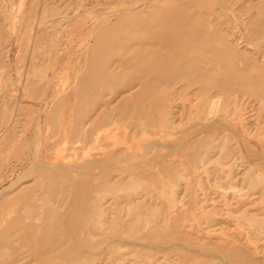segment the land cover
<instances>
[{"label": "rangeland", "instance_id": "obj_1", "mask_svg": "<svg viewBox=\"0 0 264 264\" xmlns=\"http://www.w3.org/2000/svg\"><path fill=\"white\" fill-rule=\"evenodd\" d=\"M0 264H264V0H0Z\"/></svg>", "mask_w": 264, "mask_h": 264}, {"label": "bare ground", "instance_id": "obj_2", "mask_svg": "<svg viewBox=\"0 0 264 264\" xmlns=\"http://www.w3.org/2000/svg\"><path fill=\"white\" fill-rule=\"evenodd\" d=\"M146 1H148V0H146ZM149 1H152V0H149ZM141 3H142V2H141ZM145 3H146V2H145ZM143 4H144V2H143ZM147 4H148V3H147ZM136 5H137V4H136ZM140 5H141V4H140ZM140 5H139V6H140ZM127 6H128V5H127ZM134 6H135V4H134ZM144 6H145V5H144ZM123 8H124V7H123ZM135 8H137V6H136V7H133V6H132V7L128 8V9L123 10V11L121 12V14H120L121 17L124 16V15L126 14V11H127V10H131V9H135ZM121 9H122V8H121ZM114 10H115V9H114ZM118 10H120V8H119ZM148 10H149V9H148ZM146 13H147V12H146ZM146 13H145V14H146ZM105 14H106V13H105ZM169 14H171V13H169ZM146 15H147V14H146ZM91 16H92V15H91ZM169 16H170V15H169ZM169 16H167V17H169ZM146 17H147V16H146ZM170 17H172V16H170ZM170 17H169V18H170ZM164 18H165V17H164ZM169 18H168V19H169ZM108 19H109V18H108ZM168 19L166 18L165 20H168ZM101 21H102V20H101ZM158 24H159V23H158ZM168 24H170V23H168ZM177 24H178V23H177ZM158 27H159V26H158ZM95 28H96V27H95ZM93 30H95V29L93 28ZM96 30H97V29H96ZM96 30H95V32H96ZM92 32H94V31H92ZM92 32H91V33H92ZM194 33H196V32H193V34H194ZM93 34H94V33H93ZM93 34H92V35H93ZM171 36H172V35H171ZM91 37H92V36H91ZM196 40H197V39H196ZM229 40H230V39H229ZM259 44H260V43H259ZM191 46H192V44H191ZM103 48H104V47H103ZM151 48H152V47H151ZM99 49H100V48H99ZM160 50H161V49H160ZM98 51H99V50H98ZM151 52H152V51H150V53H151ZM161 52H162V51H161ZM141 62H142V61H141ZM150 63H151V61H150ZM149 65H150V64H149ZM153 67H154V66H153ZM150 68H151V67H150ZM95 71H96V70H95ZM135 89H136V88H135ZM261 96H262V95H261ZM235 134H236V133H235ZM159 147H160V146H159ZM34 169H35V168H34ZM11 189H12V188H11ZM47 218H48V217H47ZM252 244H253V243H252ZM92 254H93V253H92Z\"/></svg>", "mask_w": 264, "mask_h": 264}]
</instances>
